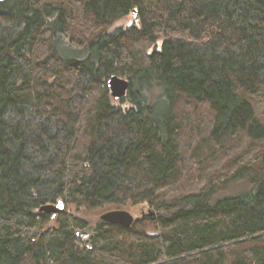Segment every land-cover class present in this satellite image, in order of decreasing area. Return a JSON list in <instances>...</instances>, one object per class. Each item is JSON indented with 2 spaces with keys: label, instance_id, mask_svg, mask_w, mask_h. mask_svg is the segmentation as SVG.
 Returning a JSON list of instances; mask_svg holds the SVG:
<instances>
[{
  "label": "trees",
  "instance_id": "trees-1",
  "mask_svg": "<svg viewBox=\"0 0 264 264\" xmlns=\"http://www.w3.org/2000/svg\"><path fill=\"white\" fill-rule=\"evenodd\" d=\"M0 264H264V0L0 1Z\"/></svg>",
  "mask_w": 264,
  "mask_h": 264
},
{
  "label": "water",
  "instance_id": "water-1",
  "mask_svg": "<svg viewBox=\"0 0 264 264\" xmlns=\"http://www.w3.org/2000/svg\"><path fill=\"white\" fill-rule=\"evenodd\" d=\"M3 1V0H0ZM134 20L137 21V11H134ZM107 86L111 92V95L114 99L119 100L123 97H125L128 93L129 88V81L125 78L119 77L117 75H112L108 82ZM66 210V204L64 201L60 200L57 202V204L47 203L40 207L41 212H47L49 214H52L53 217H56L58 214L65 212ZM151 215L154 214V211H151ZM100 220L110 223V224H117L121 225L125 228L131 227L133 223L135 222L136 218L135 216L128 210L125 209H115L110 210L105 213H103L100 216ZM92 227H89L87 230H85L84 233H81L80 231L77 232L78 236L81 238H85L91 233Z\"/></svg>",
  "mask_w": 264,
  "mask_h": 264
},
{
  "label": "rangeland",
  "instance_id": "rangeland-1",
  "mask_svg": "<svg viewBox=\"0 0 264 264\" xmlns=\"http://www.w3.org/2000/svg\"><path fill=\"white\" fill-rule=\"evenodd\" d=\"M133 21H134V15L130 14L126 18H123V19L119 20L118 22H116V25L127 26V25H130ZM116 103H118V104H127L128 101H123V102L117 101ZM59 199H63V198H58L57 200H59ZM65 203H66V210H68L69 212H71L74 215H77V216L85 219L89 226L96 225L100 221V216L103 213H105L107 211H110V210H115V209L128 210L135 216L136 219L137 218L138 219L139 218H153L157 214L156 211L154 210V208H151V207H149L146 204H137V205L128 204V205H125V206H114L112 204H104V205H101L99 207L77 208L74 204H69L66 201H65ZM52 204H57V203L55 202V203H52ZM151 211H154L153 215L150 214ZM89 238H90V236H87V237H85L83 239L87 242Z\"/></svg>",
  "mask_w": 264,
  "mask_h": 264
}]
</instances>
